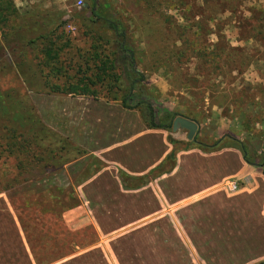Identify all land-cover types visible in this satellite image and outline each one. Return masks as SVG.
Masks as SVG:
<instances>
[{
    "label": "rangeland",
    "instance_id": "rangeland-1",
    "mask_svg": "<svg viewBox=\"0 0 264 264\" xmlns=\"http://www.w3.org/2000/svg\"><path fill=\"white\" fill-rule=\"evenodd\" d=\"M108 2L126 26L137 68L145 77L143 89L157 122L168 127V139L174 147L182 149L188 141L185 131L171 132L172 120L186 117L197 124L195 141L209 145L219 139L220 144L236 140L244 145L247 157L259 165L255 169H263L264 0ZM12 3L17 17L11 25H23L22 34L34 45L25 52L30 71L22 78L0 71V113L9 115L2 125L9 126L11 120L21 128L38 121L71 140L68 136L72 127L83 132L87 126H112L116 120L121 121L125 116L120 111L124 109L113 100V94L106 96L99 90L96 98L65 96L52 94L44 86V70L39 66L42 42L35 40L37 35L54 29L50 37L68 45L60 59L70 66L82 61L91 38H107V34L94 30L87 13H82L83 0ZM32 110L35 116L28 112ZM3 132L0 130V135ZM41 147L49 149V144ZM25 150L32 152V141ZM81 150L85 154L78 157L74 151L50 155L41 151L20 169L14 168L15 158L0 156V197L18 217L32 250L42 257L68 254L95 239L90 229L70 230L61 218V243L48 242L38 248L39 229L33 227L39 223L59 227L60 215L77 205V184L99 166L86 150ZM73 156L68 162L73 163L62 167Z\"/></svg>",
    "mask_w": 264,
    "mask_h": 264
},
{
    "label": "crops",
    "instance_id": "crops-1",
    "mask_svg": "<svg viewBox=\"0 0 264 264\" xmlns=\"http://www.w3.org/2000/svg\"><path fill=\"white\" fill-rule=\"evenodd\" d=\"M120 112L125 117L112 126H87L83 132L70 129L68 137L99 166L77 184L78 204L60 215L59 227L33 226L39 229L38 248L61 243L62 219L70 230L90 229L93 242L59 257L49 258L52 253L42 257L32 250L18 217L0 197V264L264 261V176L246 164L237 149L210 153L188 149L175 153L168 173L141 187L126 188L118 172L144 175L173 146L165 130L146 128L133 111ZM229 182L235 189L226 187Z\"/></svg>",
    "mask_w": 264,
    "mask_h": 264
},
{
    "label": "trees",
    "instance_id": "trees-1",
    "mask_svg": "<svg viewBox=\"0 0 264 264\" xmlns=\"http://www.w3.org/2000/svg\"><path fill=\"white\" fill-rule=\"evenodd\" d=\"M81 11L87 13L92 28L107 34V38L103 40L98 35L91 38L85 57L80 63L70 66L69 64L64 65L60 59V55L65 52L64 48L68 45L59 44V39L50 37L52 35L50 32L54 29L49 30L48 34L37 35L35 40L42 42L39 66L44 70V86L52 94L91 98H96L99 90H102L106 96L115 95L113 100H116L122 109L136 112L146 128L168 130L167 126L157 122V116L147 99L143 89L145 77L137 68L126 26L119 14L108 0H83ZM16 17L17 13L12 0H0V71L13 73L16 77L22 78L27 71H30L24 58L25 52L31 47L33 49L34 41L28 40L22 34L23 25H11L12 20ZM51 79L56 80L57 83H49ZM28 112L35 116L33 110ZM5 118H9L7 112L0 113V130L4 131L0 135L2 141L0 156L15 158L14 168L16 169L24 167L29 157L35 158L41 151H46L49 155L74 151L77 157L85 154L73 141L50 131L38 121L29 126L18 128L11 120H9L11 123L9 126H3L1 122ZM30 141L33 143L31 153L25 150ZM168 142L173 146L170 153L146 174L132 177L118 172L124 187L138 188L162 174L168 173L174 166L175 153L180 150L197 149L202 153H210L223 148H234L240 152L246 164L259 168L254 159L247 157L244 145L236 140L220 144L221 139H219L208 145L197 142L194 138L193 141L187 142L182 149L175 148L169 139ZM45 144H49V149L39 148ZM67 159L66 164L69 160H73L74 156ZM259 173L264 176V168ZM257 264H264V261Z\"/></svg>",
    "mask_w": 264,
    "mask_h": 264
},
{
    "label": "water",
    "instance_id": "water-1",
    "mask_svg": "<svg viewBox=\"0 0 264 264\" xmlns=\"http://www.w3.org/2000/svg\"><path fill=\"white\" fill-rule=\"evenodd\" d=\"M176 130H183L186 132L185 139L186 141H193L194 136L198 130L197 124L189 119L176 116L171 123V132Z\"/></svg>",
    "mask_w": 264,
    "mask_h": 264
},
{
    "label": "built area",
    "instance_id": "built-area-1",
    "mask_svg": "<svg viewBox=\"0 0 264 264\" xmlns=\"http://www.w3.org/2000/svg\"><path fill=\"white\" fill-rule=\"evenodd\" d=\"M81 1H77V4H80ZM226 187L229 189V190H233L235 189V184L233 182H229Z\"/></svg>",
    "mask_w": 264,
    "mask_h": 264
}]
</instances>
